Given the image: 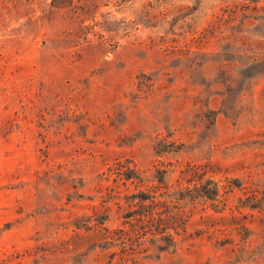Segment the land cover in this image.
Segmentation results:
<instances>
[{"label":"rangeland","instance_id":"obj_1","mask_svg":"<svg viewBox=\"0 0 264 264\" xmlns=\"http://www.w3.org/2000/svg\"><path fill=\"white\" fill-rule=\"evenodd\" d=\"M0 264H264V0H0Z\"/></svg>","mask_w":264,"mask_h":264}]
</instances>
